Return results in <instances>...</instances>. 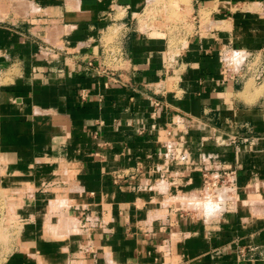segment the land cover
Here are the masks:
<instances>
[{"label": "crops", "instance_id": "obj_1", "mask_svg": "<svg viewBox=\"0 0 264 264\" xmlns=\"http://www.w3.org/2000/svg\"><path fill=\"white\" fill-rule=\"evenodd\" d=\"M147 5L0 0V186L23 199L2 264H264V110L234 66L264 0H190L169 29ZM203 171L235 172L239 208L198 205Z\"/></svg>", "mask_w": 264, "mask_h": 264}, {"label": "rangeland", "instance_id": "obj_2", "mask_svg": "<svg viewBox=\"0 0 264 264\" xmlns=\"http://www.w3.org/2000/svg\"><path fill=\"white\" fill-rule=\"evenodd\" d=\"M147 3L149 6L147 5L145 9L146 16L149 18L151 24L154 23L157 18L156 16L159 14L160 10H162L161 14L165 20L163 23V25L166 26L165 29H169V25L177 27L189 14L190 0H147ZM167 31H169L170 34L173 32L172 29ZM174 41V39L170 38L169 44L173 45L175 43ZM243 69L246 72V79H250L249 85L253 88L255 95L258 97V108L264 110V49L246 60ZM2 164L0 157V178H3L2 176L7 174V171H5V167H3ZM48 189L47 184L43 185L39 183L35 186L21 185L19 188L14 189V191L23 194L26 190H30V192L33 190L42 192V190L45 191ZM261 189L264 190V186ZM219 192L220 194L224 193V200L221 201L219 199L217 202L208 198V200L202 201L201 203L212 205L217 203L221 210L226 209L234 211L239 208V204L245 199V196L241 197L240 192L237 190L235 193H226V190L224 189H221ZM22 200L23 199H18L17 197L14 198V195L10 193V189L6 188L4 184L0 186V264H2V260L13 249L14 240L19 232L21 215L17 214V207L22 206Z\"/></svg>", "mask_w": 264, "mask_h": 264}, {"label": "built area", "instance_id": "obj_3", "mask_svg": "<svg viewBox=\"0 0 264 264\" xmlns=\"http://www.w3.org/2000/svg\"><path fill=\"white\" fill-rule=\"evenodd\" d=\"M248 59H250V55H246L240 58L237 62L234 63V66L243 67L245 65L246 60ZM152 106H153V110L151 111V117L154 118L156 115V109L159 107V104L157 102H153ZM202 179H203L202 192L204 193V196L210 199H215L217 202L219 201L218 193L221 189L226 190V193L228 192L235 193L237 190L234 171H229V172L221 171L218 173L203 171Z\"/></svg>", "mask_w": 264, "mask_h": 264}, {"label": "bare ground", "instance_id": "obj_4", "mask_svg": "<svg viewBox=\"0 0 264 264\" xmlns=\"http://www.w3.org/2000/svg\"><path fill=\"white\" fill-rule=\"evenodd\" d=\"M218 197L219 199H222L224 200L225 199V195L224 193L220 194V192L218 193ZM227 197V196H226ZM193 200V199H192ZM200 202V201H199ZM195 203V202H194ZM201 203V202H200ZM198 203L199 206H202L203 208H206L207 211H209V209H212L213 205L212 204H208V203H203V204H200ZM222 207V206H221Z\"/></svg>", "mask_w": 264, "mask_h": 264}]
</instances>
